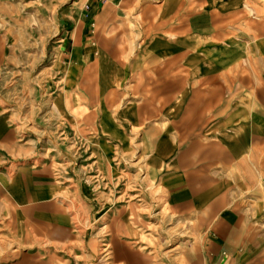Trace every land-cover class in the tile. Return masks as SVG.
Masks as SVG:
<instances>
[{
  "label": "rangeland",
  "instance_id": "374dc122",
  "mask_svg": "<svg viewBox=\"0 0 264 264\" xmlns=\"http://www.w3.org/2000/svg\"><path fill=\"white\" fill-rule=\"evenodd\" d=\"M263 6L0 0V264H264V142L246 169L215 168L231 180L221 216L242 233L218 258L203 216L172 205L169 166L153 162L148 135L212 150L219 130H264V27L254 13ZM187 35L191 55L175 60L170 48ZM106 114L113 142L100 130ZM105 143L114 147L107 167L96 151ZM32 164L50 170L75 217L68 228L29 220L3 186Z\"/></svg>",
  "mask_w": 264,
  "mask_h": 264
},
{
  "label": "crops",
  "instance_id": "0c3cea01",
  "mask_svg": "<svg viewBox=\"0 0 264 264\" xmlns=\"http://www.w3.org/2000/svg\"><path fill=\"white\" fill-rule=\"evenodd\" d=\"M242 7L235 6L233 8H238L237 15L241 14L245 17L247 14L239 9ZM214 8L218 7L214 5ZM233 8L229 10H235ZM218 11L222 14L227 10L218 8ZM254 13L258 16L259 26L264 27V6L255 10ZM184 38L183 41H176L174 46L170 48V51H173L172 55L176 56L175 60H177L179 52L181 54L184 51L186 55H189L188 48H191V37L187 35ZM183 44L186 50H182ZM187 59L188 56H186ZM217 65L218 67H212L211 70L221 69L225 64L218 63ZM245 83L247 82L245 81ZM176 89L177 79L174 82L171 78L170 92L176 91ZM261 96L264 103V90L261 92ZM134 110L135 108L130 109L125 112V115H130L129 121L135 124L142 116L133 114ZM235 115L237 116L236 113ZM108 118L106 114L102 120L103 126H100V130H106V134L112 138L111 141L113 142L115 140L114 133L107 130L109 129ZM219 131H221L219 134L223 138L212 150L204 149V145L199 140L198 142L181 144L178 143V138L171 134H162L159 130H150L148 134L156 136V153L153 156V162L155 164L156 162H164L169 166L164 183L172 192V205L180 213L195 212L203 216V229L215 232L214 237L211 238L210 246H212L213 255L218 258L221 257V255H218L221 250L234 253L242 233L238 223L231 220L230 216H221L226 213L229 203V195L226 191L231 180L225 178L226 176L217 178L218 176L214 173L216 174L218 170L215 168L220 165L223 171L225 169L229 171L231 168L235 170L246 169L248 167L247 160L253 163L252 159L256 158L254 151H256L259 141L264 142V130ZM96 151L99 154L100 162L105 163L104 165L107 167L114 153L113 145L109 143L102 144ZM28 168L29 170L26 171L16 170L13 173L15 177L3 183L13 201L20 206L21 212L29 220L34 218L38 221L44 220L48 224L55 223L58 230L68 228L69 225L74 224L75 217L70 215L69 208L62 205V198L59 200L56 198L59 189L52 181L50 170L42 165L39 167L34 164L29 165ZM233 181L242 182L243 180L241 175H235ZM106 247H111V245H106Z\"/></svg>",
  "mask_w": 264,
  "mask_h": 264
}]
</instances>
